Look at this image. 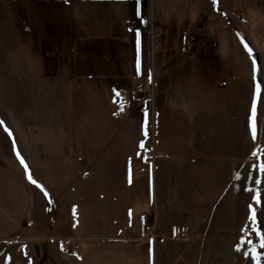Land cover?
I'll list each match as a JSON object with an SVG mask.
<instances>
[{
  "label": "rangeland",
  "instance_id": "1",
  "mask_svg": "<svg viewBox=\"0 0 264 264\" xmlns=\"http://www.w3.org/2000/svg\"><path fill=\"white\" fill-rule=\"evenodd\" d=\"M14 1L0 0V115L11 124L10 128L21 140L22 147L30 144L29 137H24L25 131L29 128L37 130L33 139L41 147L32 156L39 163L45 160L52 166L53 162L58 165L60 161H57L59 150L55 143L63 140L61 133L73 134L76 145L81 130H89L92 136L87 137L88 141H97L100 146L111 142L116 147L117 156L126 148L136 153L141 139L147 147L142 153L146 163L153 166L155 161L161 160L162 164L165 163L164 169L160 167L162 173L177 170L175 183L171 184L169 176L166 177L172 186L167 187L166 194L173 193L182 209L188 211L194 206L188 195L195 190L202 189L201 192L209 194V233L206 225L200 232H194L196 226L192 229L191 225L195 220L189 217L164 218L160 226L155 212L143 217L147 219L149 229L146 230V223L143 224L144 233L130 235L135 237L131 240L140 241L146 236L157 239L158 235L168 237L178 232L176 253L184 250L183 246L190 241L200 242L208 235L209 264H264V248L260 247V237L253 232L257 227L264 231V185L254 182L259 179L264 184V174L252 167L264 161V36L258 39L253 34L257 29L264 35V24L254 27L255 21L264 20L261 11L241 8L249 6L250 0H233L234 8L226 4V0H209V5L203 7L199 0H145L146 16H142V21L148 33L147 60L143 58L144 63L137 67V73L128 72L131 84H107L102 89L100 85L83 79L82 70L74 71L70 66L74 72H63L58 57L45 56L56 55L57 39L69 34L63 28L64 20L70 21L71 17V13L67 17L64 14L68 12L66 5L56 8L55 4L54 9L49 5L47 10L26 8L25 13L20 11V19L19 16L15 18ZM149 10L154 15L155 25L162 30V36L157 32V37L155 31L152 33ZM88 14L93 16L92 11ZM51 18L53 27H48L45 22L49 23ZM91 22L94 30L91 35L105 43L97 33L100 17L92 18ZM166 29L168 35H164ZM51 33L54 39L46 40ZM189 36L194 38L190 48L184 50L183 43ZM245 44L251 48V53ZM32 51L44 54L43 71H31L33 67L29 65L28 55ZM118 53L117 48L112 51L113 55ZM254 53L258 56L257 63L251 58ZM79 55L74 53L69 57L78 60ZM110 73L104 71L102 74L116 76ZM257 84L260 86L259 95ZM118 90L138 93L123 111L118 107ZM254 100L255 139L251 127ZM145 112L148 117V120L144 119L145 125L150 135L141 137L138 136L142 125L139 115ZM94 129L120 131L116 136L105 137L93 136ZM157 130L161 135L158 136ZM47 144L51 150L46 151ZM254 151L257 156H252ZM151 166L146 167L147 170ZM42 167L37 172L39 177L46 179L47 165ZM113 167L110 175L104 177L102 172L100 176L95 170V173H89L88 179L122 180L121 167ZM149 170L147 174L150 175ZM0 173L4 177V170ZM237 174L240 179L236 178ZM155 184L158 185V180ZM142 189L146 190L145 185ZM257 191L259 203L253 199ZM252 208L256 211L255 223L249 219ZM189 228L193 233L188 238L185 236L187 239L179 236L182 229ZM6 233L0 230V239H4L0 240V264H32L31 260L35 264L78 263V254L70 256L72 252L68 249H63L68 256L59 249L65 261H55L56 245L41 244L39 239L38 243H31V255H23L27 249L22 251L17 246L26 242L18 239L21 243L15 244L18 240ZM126 235V230H121L120 236ZM59 237L66 239L67 235ZM67 239L79 244L75 235ZM3 246H6L5 250ZM192 252L187 250L186 264H196Z\"/></svg>",
  "mask_w": 264,
  "mask_h": 264
},
{
  "label": "crops",
  "instance_id": "2",
  "mask_svg": "<svg viewBox=\"0 0 264 264\" xmlns=\"http://www.w3.org/2000/svg\"><path fill=\"white\" fill-rule=\"evenodd\" d=\"M37 1L15 0V18L19 16L22 19L20 14L21 12L25 13L24 9L26 8L28 10L32 8L47 10L49 5L53 8L55 4L56 8L66 5L68 9V12L64 13L66 17L71 13L70 21L65 19L63 23V28L65 27L69 33L68 36L61 35L57 39V56L54 54L45 55L51 59L58 57L61 71L82 70L84 72L81 76L83 79L100 85L99 88L102 89H105L107 84L125 86L132 83L128 80V72L137 73V67L141 66L144 63L143 58L147 60L148 56V33L142 21V16H146L144 13L145 0H123L122 2L116 0H65L64 3L63 0H56V2L55 0H43L42 3ZM199 1H202V7L209 5V0ZM225 2L234 8L233 0ZM249 3V6L243 5L241 8L252 12L260 10L261 15H264V0H250ZM89 11L93 12L92 17L89 16ZM150 16L151 28L153 27L156 35L157 32L161 35L162 30L155 25L152 11ZM98 17L101 22L98 25L97 33L102 36L101 41L105 43H101L91 35L94 32L91 19H98ZM51 20L52 18L49 23L46 21L45 25L53 27ZM258 20L255 21V28L256 25L264 24V20ZM253 34L258 39L264 36L257 32V29ZM164 35H168L167 29ZM50 38L54 39L52 33L51 36L46 37V40ZM116 48L119 53L113 55L112 51ZM74 53L80 54L78 60L75 57H69ZM64 55L68 56L64 57ZM45 56L42 53L38 54L37 51H32L28 55L29 65L33 67L31 71H43L45 60L43 57ZM70 66L77 67V69L72 68V70ZM104 71L108 74L111 71L116 76L105 77L102 74ZM105 81L108 82L105 83ZM108 102L113 105L111 99ZM144 119L148 120L146 112L139 115L142 127L140 126L138 136L141 137L146 136L145 129L147 135H150ZM0 121H2L0 123V170H4V177L0 173V230L7 232V235L14 236L15 240L26 242V244H20V247L17 246L22 251L27 249L28 252H24L23 255H31V243H38L39 239L41 244L49 242L54 247L56 245L55 248L58 251L55 249L57 252L54 251L53 254L55 261H65V256L59 249L66 255L63 251L65 249L63 240H68L70 235H75L79 238L78 249L70 256L78 254L77 264H186L187 250L189 249L193 250L196 264H209L208 235L202 237L200 242L190 241L188 245L183 246L184 250L181 249L176 253L178 232L175 235H168V237L161 234L157 239L146 236L140 241L131 240L135 237L130 235L144 233L142 218L155 212L160 226L163 225L164 218L177 216L180 218L189 217L192 218V221L194 219V225L190 223L192 229L196 226L194 232H200L203 225L207 226V230L209 229V194L201 192L202 189L195 190L194 193L188 195L194 202V206L190 207L188 211H185V208L182 209L183 207L178 205L175 200L177 198L173 193L166 194L167 187L172 188L171 184L177 180V170L172 169L169 173L164 170L162 173L160 167L164 169L165 163L162 164L161 160L155 161L153 166L146 163L142 153L143 149L147 147L145 145L143 148L140 147L141 139L137 144L136 153L126 148L122 155L117 156L116 147L111 142L100 146L97 141H88L87 137L92 136L89 130H81L77 135L80 138L76 141L77 149L72 139L73 134L61 133L63 140L60 142L56 140L55 143V148L59 150L57 151V161H60L58 165L53 162V165L50 166L45 160L41 164L34 159L35 156H32L41 147L38 141L33 139L34 133L37 136V130L29 128L25 131L24 137H29L27 141L30 144L22 147L21 140L10 128L11 124L6 122L1 115ZM119 131L118 129L115 131L94 129L93 136H116ZM158 132L159 130H157ZM159 135H161L160 132ZM46 147V151L52 148H48V144ZM17 153H19V157ZM20 157L23 158L24 163H21ZM42 165H47L45 168L47 169L46 179L39 177L37 172V169ZM113 166L121 167L122 180L88 179L89 173L91 171L95 173V170L99 171L100 176H102V172L105 173L104 177L110 175ZM148 166H151L150 170L148 169L150 175L147 174ZM16 168L17 172H12ZM29 174L37 183L34 184L29 180ZM168 176L171 184L169 180H166ZM156 180H158V185L155 184ZM143 185L146 190L142 189ZM45 191L48 193L47 196ZM124 229L127 235L120 236L121 230ZM172 230H170L171 233ZM187 231L186 237L188 238L193 230L191 231L189 228ZM207 232L209 233V230ZM61 235L64 237L67 235V238L59 237ZM128 235L130 237H127ZM186 237L185 239H187ZM19 240L15 244L21 243ZM172 245L174 246L172 247ZM71 261L69 262L71 263ZM31 262L34 263L32 260Z\"/></svg>",
  "mask_w": 264,
  "mask_h": 264
},
{
  "label": "snow or ice",
  "instance_id": "3",
  "mask_svg": "<svg viewBox=\"0 0 264 264\" xmlns=\"http://www.w3.org/2000/svg\"><path fill=\"white\" fill-rule=\"evenodd\" d=\"M245 48L249 51V53H251L252 50H251V48L248 47L247 44H245ZM149 81L151 82V74H149ZM256 88H257V95H259V91H260V86H259V84H257ZM255 111H256V102H255V100H254V102H253V108H252L253 116H252V125H251V127H252V136H253V139L256 138V136H255V133H256V128H255ZM0 123H2V121H0ZM145 135H147V130H146V129H145ZM140 147H141V148L144 147L143 142H141ZM257 155H258V153H257L256 151L252 152V156H257ZM17 156L19 157V153H17ZM20 159H21V163H24L23 158L20 157ZM25 167L27 168V165H25ZM252 167H253V168H257L258 171H259L261 174H264V161H262V162H261L260 164H258V165L254 164V165H252ZM236 178H237V179H240L239 174H237V177H236ZM29 180H30L32 183H34V184L37 183L35 180L32 179L31 174H29ZM254 182H255L256 184H260V183H261V180L257 179V180H255ZM38 186H39V185H38ZM40 187L42 188V186H40ZM42 190H43V189H42ZM45 195H46V196L48 195V193H47L46 191H45ZM253 199H254L257 203L260 202V194H259L258 191H257L256 196L253 197ZM250 208H251V206H250ZM249 219H250L251 221H253V223L256 222V211H255L254 208H252V210H251V215L249 216ZM253 232H254L257 236L260 237V247H261V248H264V231H261V230L257 227V228H254V229H253ZM237 250H239V246H238V249H237ZM257 255H258V254H257Z\"/></svg>",
  "mask_w": 264,
  "mask_h": 264
},
{
  "label": "built area",
  "instance_id": "4",
  "mask_svg": "<svg viewBox=\"0 0 264 264\" xmlns=\"http://www.w3.org/2000/svg\"><path fill=\"white\" fill-rule=\"evenodd\" d=\"M148 25V24H147ZM152 33L154 32L153 29H151ZM193 36H189V38L185 40V42L183 43V49H189L191 46V41L193 40ZM138 95L137 92L133 91L132 94L129 92V90H118L117 91V99H118V107L119 109L126 110L128 108V106L130 105V99L132 97H136ZM143 224L145 226V229H149L148 225H147V219L143 218ZM187 235V230L186 229H182L179 232V236L184 238ZM63 246L65 247V249H68L69 252L74 253L77 249H78V245L74 242H70L69 240H66L63 244Z\"/></svg>",
  "mask_w": 264,
  "mask_h": 264
},
{
  "label": "water",
  "instance_id": "5",
  "mask_svg": "<svg viewBox=\"0 0 264 264\" xmlns=\"http://www.w3.org/2000/svg\"><path fill=\"white\" fill-rule=\"evenodd\" d=\"M251 58L253 59V61H254L255 63L258 62V56H257L256 53L252 54V55H251Z\"/></svg>",
  "mask_w": 264,
  "mask_h": 264
},
{
  "label": "trees",
  "instance_id": "6",
  "mask_svg": "<svg viewBox=\"0 0 264 264\" xmlns=\"http://www.w3.org/2000/svg\"><path fill=\"white\" fill-rule=\"evenodd\" d=\"M235 36L237 37L238 35H236L235 34ZM240 38V37H239ZM241 39V38H240ZM245 40V39H244ZM259 185V184H258ZM262 185H264L262 182L260 183V186H262ZM263 192H262V194H264V188H263V190H262Z\"/></svg>",
  "mask_w": 264,
  "mask_h": 264
}]
</instances>
